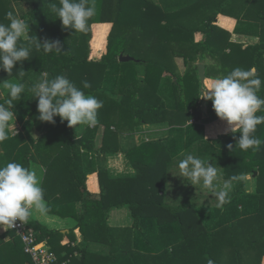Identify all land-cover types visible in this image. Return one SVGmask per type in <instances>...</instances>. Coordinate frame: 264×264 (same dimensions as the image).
Here are the masks:
<instances>
[{
    "label": "trees",
    "instance_id": "16d2710c",
    "mask_svg": "<svg viewBox=\"0 0 264 264\" xmlns=\"http://www.w3.org/2000/svg\"><path fill=\"white\" fill-rule=\"evenodd\" d=\"M50 3L59 6V0H0V23L8 24L7 13L12 12L14 16L28 22V35L33 40L37 37L41 43L46 40L59 41L60 47L59 52L53 50L50 53L33 47L31 57L17 64L10 75L0 69V84L8 79L24 84L25 93L15 103L13 111L20 122L28 118L14 135L11 134L13 129L9 127V138L0 143V153L9 161L21 163L27 168L29 160L40 161L46 168L41 187L48 212H55L54 206L61 207L65 217L71 216L76 220L83 241L107 245L109 248L108 252L94 250L89 243H76L73 229L62 233L47 228L37 220H29L27 226L33 229L37 240L47 241L59 264H261L264 257V144L259 150L240 149L239 154L242 156L239 159L234 154L236 150L228 147L233 140L230 138L239 132L226 135L225 176L235 177V170L238 174L252 171L257 173L258 186L254 194L230 196V201L223 206L224 210L209 211L210 218L220 219L218 225L204 227L200 215H196L188 200L168 204L158 194L159 188L150 181L155 172L159 174L168 165L166 146H162L163 150L156 160L154 148L158 146L153 140L134 147L132 153H128L133 173L115 177L108 175L106 170L99 171L100 193H90L85 185L87 171L80 170L79 156H82V148L94 150L93 131L86 129L81 137L76 138L67 121H61L59 116L54 118L55 123L40 121L37 119V98L32 97L30 89L44 78L43 72L47 73L48 79L64 75L80 88H83V81L91 84V88L83 90L103 101L105 113L99 117V121H104L107 126L109 122H114L110 118L112 113L116 114L115 111L109 113L108 107L115 109L118 106L120 112L129 101L136 102L131 118L136 117L141 123L170 122L169 111L163 102L157 103L150 92L151 86H155L163 73L178 75L175 57H181L187 66L193 65L190 71L185 72L186 77L197 76L198 67L194 64L197 57L203 60L210 56L213 62L206 63L205 69L211 71L213 68L220 75L218 77H223L237 67L246 70L255 68L257 75L264 81V41L257 46L241 49L229 40L227 30L214 24L216 12L207 18L206 23L198 26L203 29V37L197 42L193 30L181 25L164 26L161 25L162 21L184 17L213 3L219 9L218 13L251 24L264 18V1L172 0L170 6L173 7L167 4L164 9L153 0H89L95 6L96 15L89 21L88 31L83 33L64 27L50 10ZM93 22L113 24L108 36L107 53L99 61L88 60L91 37L89 26ZM184 22L189 24L190 21ZM125 27L131 30L127 37L123 33ZM108 29L109 25L105 24L94 26L91 43L94 53L102 49ZM19 43L27 44V41L20 39ZM251 49L255 52H251ZM132 50L137 55L133 56V60L117 62L118 53L131 55ZM151 51L155 52L159 60L146 57L145 53ZM240 55L245 58L247 55L253 61H248L242 67L235 65L234 59L237 60ZM138 63L139 68L136 65ZM133 65L137 68H133ZM114 66L121 69L114 79L117 87H120L121 97L115 101L109 100V93L104 90L108 88L112 91L116 87L108 86V82L102 83L107 70H114ZM154 67L159 75H156L158 71L155 72ZM21 70L24 71L23 77L19 76ZM131 70L135 71L134 78L142 84L140 88L135 86L137 95L130 91L132 83L125 85L134 75ZM263 86L257 93L261 98L264 95ZM6 95L7 91L0 97V102ZM208 103L211 109L212 102ZM191 107L193 111L187 112L185 117L199 119L201 111L194 108V104ZM172 114L178 115L175 111ZM257 115H264V110ZM180 116H173L176 124H181ZM33 123L37 128L45 124V130L34 136L31 130ZM253 135L264 140V124L257 125ZM150 152H154L153 156ZM132 154L137 155L138 159ZM123 206L131 211V226L109 225L110 211ZM157 207L158 210L155 209ZM217 214H220L218 218ZM64 237H67L65 242L62 241ZM171 237L173 239L170 240ZM5 238H9V241L6 242ZM20 246L23 247V244L15 231L5 229L0 236V264H32Z\"/></svg>",
    "mask_w": 264,
    "mask_h": 264
},
{
    "label": "crops",
    "instance_id": "0c3cea01",
    "mask_svg": "<svg viewBox=\"0 0 264 264\" xmlns=\"http://www.w3.org/2000/svg\"><path fill=\"white\" fill-rule=\"evenodd\" d=\"M153 1L164 9V6H170V4H172V0ZM218 10L219 9L217 8V6H215L213 3H210L202 7L200 11L197 10L184 17L174 20L162 21L161 25L173 26L178 25L180 20H188L190 22L187 25L190 27L187 28L186 26H182L194 31V39L195 42H197L203 37V35L201 34L202 32H200L203 31V29L198 28L199 25L196 24V20L202 19V17H204V20L206 21L210 15L216 12V21L214 24L224 30H227L230 34L229 40L234 44L239 45L241 49H245L248 46H257L259 43H261V41H264V18H262L258 22L249 24L245 21H238L233 16L218 13ZM103 24L109 25V29L105 35L102 49L99 52L94 53L91 45L94 34L93 28L95 25ZM89 27L91 37L89 42L90 52L88 60L99 61L101 57L107 53L108 36L112 30L113 24L111 22H93ZM21 39L25 40L24 37H21ZM228 50L229 49H227V52ZM251 52L254 53L255 50L251 49ZM248 61L252 62L253 59L247 55L246 58L245 56L240 55L237 60L234 59V64L240 65L242 67L244 66V64L247 65ZM210 62H213L210 56L204 57L203 60L197 57L194 64L197 65V67L199 64L204 65V78L202 79L199 76V71L196 77L195 75L186 77L184 75L186 74L185 72L190 71L193 65L187 66L181 57H175L174 63L175 65H177L178 75L171 76V74L168 75L166 73H163L158 79L156 78L157 80L155 79L157 83L155 84V86H151L152 90L150 92V95L151 97L153 96V99L157 103L163 102V105L165 106L167 111H169L168 120L170 122L165 121L161 123H148L147 121V123H141L140 121H137L136 117L131 118V109L135 108L136 104H134L135 101H129L127 105L120 109V112L117 109L118 106L115 108L116 114L112 113V117H110L114 122L107 121L109 122V126H107V124H104V121L99 120H97V123L94 126L90 127L86 125L87 127L83 126V128L78 131L76 129V126H69L70 130L76 138L81 137L86 129L93 131L92 135L95 151H86L82 148L80 149L82 156H79V159H81L80 170L87 171V174L85 176V185L86 189L90 193L95 195L100 193V179L98 175L99 171L106 170L108 172V175H112L115 177L120 175L125 176L129 173H133L134 171L131 167L128 153H132V149L134 147H138L140 144L149 140L155 141L158 146L155 154L154 152H150L152 153L150 154L151 156H153L154 154L156 160L159 153L163 150L162 146H166L167 148V150H165V152L167 153L166 157L168 158V162L170 161L171 163L167 165L164 171H160L159 174L155 172V174L153 175V180L150 179V181L159 188L158 194L163 196L164 201L168 204H179L188 200L193 210L200 209L206 212H220L218 209L224 210L223 206L225 204L222 206H213V202H210V199H208L209 196L210 198H212V194L207 195V190L205 189H203L204 193L202 195L204 200H202V198L200 199L202 200L201 204L203 203L206 206H198L203 209L196 207V205L199 204V202L196 201V198L198 199V194L199 197L201 196V192H197V187L191 185L190 183H187L181 177L175 176L170 172L171 170L175 174L177 169L172 170V167L173 165H176V162L179 159L183 158L184 154H187L188 152L192 154L195 151L197 156L204 160H209V163H212L213 166L217 167L218 173L220 175V179L218 182L220 186H222L225 181L230 182V196L237 194H254L256 192L258 186L257 173L248 171L238 174L235 170V177L225 176L226 172L224 163L226 160V147L224 143L227 140L226 135L232 132L229 130L227 122L218 118L213 108H208V102L211 100H207L201 97L207 90L208 84L213 79L220 78L218 77L220 75H217L215 72L216 70H214L213 68H211V71L209 69H205L206 63L208 64ZM262 64H264V62ZM120 70L121 69L114 66V70H111L110 68L109 70H107L106 75L109 74L110 78L114 80L117 75L120 74ZM46 75V72L42 73L43 77H45ZM175 83L177 84L176 86H174ZM6 91L7 90H5L4 84H0V97H3L6 94ZM109 100H111V98H109ZM192 104H194V108L197 107L201 111V117L199 119H196L195 117H185L187 112L189 114L193 111V107H191ZM108 108L110 109L109 113H111L113 107L109 106ZM141 108L142 107L140 106V109ZM174 111L178 113V115L172 114V112ZM120 114L122 115L119 116ZM210 114L212 116H210ZM146 116H148V113L146 114ZM173 116H180L179 121H181V124H176L173 121V119L176 120ZM25 121H28V118L24 119L22 122L18 121V119L15 118L14 129L16 132H13V130L11 134L14 135L19 130H21L22 125L23 123H25ZM165 124H175V126L169 129L162 128ZM31 127V130L34 132L33 135L36 136L38 133L40 134L43 130H45L46 125L41 124V127L37 128L33 123ZM234 135L235 136L233 138H230V140L233 139L231 141V145H234L233 148L236 150L234 151V154L237 155L239 159H241L242 155L239 154L240 148L238 147V143L235 144V141L239 138L240 133ZM194 144L196 150H191V152L190 146H193ZM133 157L135 159H138L137 155H133ZM170 158L171 160H169ZM7 162H10L9 158H6L5 155L0 153V165H3ZM29 162L30 164H28V168L30 170H35L37 172V175L43 179V174L46 169L44 165L40 161L34 162V160H29ZM214 200L215 198L213 199V201ZM238 208L240 207L238 206ZM155 209L158 210L159 208L157 207ZM54 210L56 211L53 213L47 212V214L45 215H40L39 213L33 212L29 217V220H37L47 228L60 230L62 233H67L70 229H73L76 236V243H79L80 245L89 243L92 247V245L99 244L83 241L82 236L80 235L79 230L76 227V220L71 216L65 217L63 215L64 211L61 207L54 206ZM158 212H160V210ZM219 216L220 214H217L216 218H218ZM132 222L133 219L131 211L127 206H123L122 208H113L108 215V224L111 226H131ZM151 224L154 223L152 222ZM153 226H156V224H154ZM5 228L7 229V225L0 227V236L5 232ZM66 239L67 237H64L62 241L65 242ZM5 241L8 242L9 238H5ZM20 248V250H22L26 254V256H29L24 251V246H20ZM25 254L23 255L25 256Z\"/></svg>",
    "mask_w": 264,
    "mask_h": 264
},
{
    "label": "clouds",
    "instance_id": "9594fccd",
    "mask_svg": "<svg viewBox=\"0 0 264 264\" xmlns=\"http://www.w3.org/2000/svg\"><path fill=\"white\" fill-rule=\"evenodd\" d=\"M50 10L58 17L64 27L74 32H87L89 21L96 15L94 4L89 0H59L50 3ZM8 24L0 23V69L8 75L20 62L31 57L32 48L50 53L59 52V41L41 43L37 37L33 40L29 35L27 21L7 13ZM24 37L27 44H20ZM24 71L19 72L23 77ZM83 88L78 87L64 75L52 79L47 76L33 85L30 91L37 98V119L55 123V117L66 120L69 126L80 124L94 126L97 113L103 107V101L86 93L83 89L91 88L88 81H83ZM264 81L257 75L255 68H234L226 75L213 79L207 87L204 99L212 101V108L218 118L227 122L232 133L239 132L235 141L242 151L259 150L264 140L254 136L257 125L264 124V115H257L264 110V98L257 95ZM7 95L0 102V143L9 138V127L14 130L15 113L13 107L25 93L23 83H5ZM230 149L233 145H228ZM175 174L193 186L207 190V195L217 200V206L230 201L231 184L225 181L219 185L220 175L217 167L199 156L187 153L175 165ZM41 177L35 170L23 164L10 161L0 165V227H15L17 220L27 224L33 212L45 215L49 211L41 187Z\"/></svg>",
    "mask_w": 264,
    "mask_h": 264
},
{
    "label": "rangeland",
    "instance_id": "374dc122",
    "mask_svg": "<svg viewBox=\"0 0 264 264\" xmlns=\"http://www.w3.org/2000/svg\"><path fill=\"white\" fill-rule=\"evenodd\" d=\"M201 10V9H200ZM199 10V11H200ZM205 18L204 17H202V19H197L196 20V24L197 25H203V23L204 22H206L205 20H204ZM135 25V24H134ZM134 25H131V26H134ZM178 25H183V26H186L187 28H189L190 26H188L187 24H185V22L183 21V20H180L179 21V24ZM192 28V27H191ZM192 30V29H191ZM200 32H202V31H200ZM123 33H125V37H127L128 35H130L131 34V30H130V28H127V27H125V29H124V32ZM201 34H203V33H201ZM122 39H124L125 40V38H122ZM114 51H116V49H114ZM132 54L131 55H129V54H126V55H128V56H131L132 58H133V56H137L136 55V51L134 52V50H132V51H130ZM141 53V52H140ZM119 54V53H118ZM116 55V60H118L117 62H119V57H120V55L121 54H119V55ZM139 55V54H138ZM145 55H146V57L148 58V59H155V60H159V57L158 56H156V54H155V52H153V51H151L150 53H145ZM125 56V55H124ZM134 59V58H133ZM144 59H146V58H144ZM115 60V61H116ZM137 65V67L139 68L140 67V63H138V64H136ZM158 66V65H157ZM137 67H134V65H133V68H137ZM149 67V66H148ZM117 68V67H116ZM152 70H153V68H152ZM132 71V70H131ZM154 71L156 72V71H158L157 70V68L156 67H154ZM133 72V77H132V79H130L129 81H127L126 82V86L128 85V82H130V83H132L133 85H132V88H130V91L131 92H133V93H135L136 94V92H134V90H135V86L136 87H138V88H140L141 86H142V84H140V82H138V80H137V78H134V76H135V71H132ZM156 75H159V71L157 72V74ZM47 76V75H46ZM148 81V80H147ZM5 82H8V83H17V81L15 80V79H8V80H6V81H4L3 82V84H5ZM105 82H108V86H114V87H116V81H114V80H112L111 78H110V75L108 74V75H106L105 77H103V79H102V83H105ZM147 83H151V82H147ZM151 85V84H150ZM143 86H145V85H143ZM118 88V90H110V89H102V90H104V91H106V92H108L109 93V96H110V98L112 99V100H118L120 97H121V95L119 94V91H120V87H117ZM122 88H124V86H122ZM158 89V88H157ZM5 90H7V89H5ZM86 93H88V94H92L93 95V93H91V92H86ZM138 93V92H137ZM137 95V94H136ZM138 100V99H137ZM137 103H139L138 101H137ZM134 104H136V102H134ZM100 109H103V111H101ZM99 110H98V113H97V120H99V117H102L101 115H103L104 113H105V109L104 108H100ZM134 108H132L131 109V111L133 110ZM108 110H110V109H108ZM115 111V109H113L112 110V112H114ZM83 126H86V125H83V124H80V125H77L76 126V129H77V131L78 130H81L82 128H83ZM175 126V124L174 125H169V124H165V125H163V127L162 128H167V129H169V128H171V127H174ZM11 127V126H10ZM87 127V126H86ZM153 128H154V126H153ZM13 131V130H12ZM14 132V131H13ZM16 132V131H15ZM80 132V131H79ZM164 140V139H163ZM155 149V151L157 150V148H154ZM191 150H196L195 149V144L193 145V146H190V151ZM192 152V151H191ZM189 153V152H188ZM192 154H194V155H196L197 156V154H196V151L195 152H193ZM169 160H171V158L169 159ZM169 163H171L170 161L168 162V164ZM172 170H176V167H175V165H173V167H172ZM198 189H197V192H201V196L199 197V194H198V199L196 198V201L197 202H199V204L198 205H196V207H198V206H206L205 204H201V201L202 200H204L203 199V193H204V190L200 187V186H196ZM201 189V190H200ZM208 197V196H207ZM200 198H202V200L200 199ZM213 198V197H212ZM212 198H210V196L208 197V199H210V202H213V206H216L217 205V200L215 199L214 201H213V199ZM201 204V205H200ZM198 208H201V207H198ZM201 209H203V208H201ZM195 212H196V215H200V217H201V220H202V223L205 225L204 227H211L212 225H218V222H219V220H217V219H213V218H210V214H209V211L208 212H206V211H204V210H200V209H196L195 210ZM210 218V219H209ZM215 220H217V221H215ZM6 229V228H5ZM166 230H167V228H166ZM171 239H173V237H171L170 238V240ZM170 242V241H169ZM92 248L94 249V250H102V251H104V252H108V246L107 245H103V244H98V245H92ZM264 257H263V259H262V262H261V264H264Z\"/></svg>",
    "mask_w": 264,
    "mask_h": 264
},
{
    "label": "built area",
    "instance_id": "2783aa9c",
    "mask_svg": "<svg viewBox=\"0 0 264 264\" xmlns=\"http://www.w3.org/2000/svg\"><path fill=\"white\" fill-rule=\"evenodd\" d=\"M7 228L15 231L33 264H59L55 252L51 250L47 241H38L35 232L27 224L17 220L15 227Z\"/></svg>",
    "mask_w": 264,
    "mask_h": 264
},
{
    "label": "water",
    "instance_id": "95a60500",
    "mask_svg": "<svg viewBox=\"0 0 264 264\" xmlns=\"http://www.w3.org/2000/svg\"><path fill=\"white\" fill-rule=\"evenodd\" d=\"M119 59L122 62L133 60L131 56H128V55L124 56L123 54L120 55ZM198 71H199V76L203 79L204 78V65L203 64L198 65Z\"/></svg>",
    "mask_w": 264,
    "mask_h": 264
}]
</instances>
